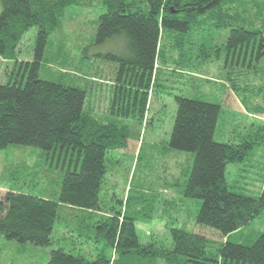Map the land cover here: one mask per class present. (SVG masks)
I'll return each mask as SVG.
<instances>
[{"label":"rangeland","instance_id":"rangeland-1","mask_svg":"<svg viewBox=\"0 0 264 264\" xmlns=\"http://www.w3.org/2000/svg\"><path fill=\"white\" fill-rule=\"evenodd\" d=\"M104 1L79 0L66 9L57 30L47 38L39 79L83 90L86 111L101 124L115 125L122 131L126 148L104 157L99 207L111 214L122 213L130 195L127 212L133 213L139 247L148 253L147 257L151 252L172 249L170 230L174 228L206 238L208 254L216 256L224 242L222 235L196 224L201 202L183 195L193 154L168 145L177 111L175 98L220 108L214 140L244 150L240 162L226 167L228 188L256 198L264 186V115L248 117L240 99L248 107L262 104L264 57L256 59L257 46L253 45L236 51L226 49L230 31L236 25L214 28L216 25L201 22L188 32L161 36L158 51L162 57L155 62L151 81L140 86L129 77L124 85L132 89L130 95L129 89H122L123 78L117 80V58L129 55L125 40L115 37L96 43L98 20L106 10ZM235 9L241 27L264 30V1L238 3ZM36 33L31 28L17 45L18 64L33 60ZM16 61L0 57V84L18 80L20 68ZM232 86L238 89V96ZM136 92L140 100L146 93L143 117H138L134 107ZM73 151L57 147L47 152L19 145L0 150V199L32 196L57 202L65 174L80 168L78 152ZM59 212L61 220L55 223L49 247L18 244L0 236V264H46L50 253L57 249L89 260H95L99 252L107 258L113 256L111 249L97 241L92 228L97 225L95 219L88 225L92 230L80 220L87 213L68 205H60ZM263 231L264 212L231 241L253 242ZM155 264L170 263L159 256Z\"/></svg>","mask_w":264,"mask_h":264},{"label":"trees","instance_id":"trees-1","mask_svg":"<svg viewBox=\"0 0 264 264\" xmlns=\"http://www.w3.org/2000/svg\"><path fill=\"white\" fill-rule=\"evenodd\" d=\"M78 1L0 0L2 59L15 62V50L24 34L31 28L37 31L33 60L20 64L16 61L20 68L18 80L0 84V150L9 145L47 152L61 147L77 151L80 158V168L65 174L57 202L32 196L2 197L0 236L18 244L49 247L55 223L61 220L60 205H68L87 213L80 219L86 227L95 219L97 225L92 228L96 230L97 241L111 249L113 256L107 258L104 252H99L95 260H89L57 249L50 253L46 264H155L159 256L170 264H264V231L253 242L231 241L263 214L264 186L256 198L229 190L226 167L240 162L244 150L214 140L220 108L213 104L175 98L177 111L168 145L176 151L193 154L183 195L201 202L196 224L222 235L224 242L216 256L208 254L206 238L174 228L170 230L172 249L151 252L147 257L148 253L139 247L133 213L127 212L128 206L131 207L130 195L124 212L111 214L101 210L99 190L105 174L104 157L108 152L126 148L125 136L115 125L101 124L86 111L83 90L39 79L47 38L57 30L66 9ZM258 1L264 0H105L106 10L98 20L96 43L115 37L125 40L129 55L117 58L120 62L117 80L123 78L122 87L129 77L140 86L151 81L155 62L162 57L158 51L161 36L185 33L206 21L216 25L214 28L236 25L230 31L226 49L236 51L257 46L259 60L264 57V30L241 27L235 9V4ZM122 89H129L132 95V89ZM232 89L237 94L238 89L233 86ZM145 94L140 100L135 93L138 117H143ZM240 101L248 117L264 115V99L258 106L252 104L254 107Z\"/></svg>","mask_w":264,"mask_h":264}]
</instances>
